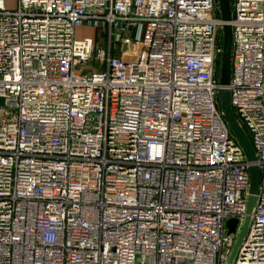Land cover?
<instances>
[{
	"label": "built area",
	"instance_id": "2783aa9c",
	"mask_svg": "<svg viewBox=\"0 0 264 264\" xmlns=\"http://www.w3.org/2000/svg\"><path fill=\"white\" fill-rule=\"evenodd\" d=\"M16 2L0 0V264H227L251 163L217 105V0ZM230 6L226 88L259 169L230 264H264V0Z\"/></svg>",
	"mask_w": 264,
	"mask_h": 264
},
{
	"label": "water",
	"instance_id": "95a60500",
	"mask_svg": "<svg viewBox=\"0 0 264 264\" xmlns=\"http://www.w3.org/2000/svg\"><path fill=\"white\" fill-rule=\"evenodd\" d=\"M217 4L219 8L220 17L224 22H226L222 28V53L220 57L219 67L220 89L217 93V105L223 115V118L231 134L241 147L246 160L251 163L248 167L250 181L247 197V216L245 217L241 229L236 237L232 252L229 256L227 264H230L242 244L249 223V216L256 202V194L258 193L259 188V169L257 165L254 164V162L256 161V156L253 146L250 143L243 129L238 125V122L230 104V95L226 88L230 82L231 62V27L227 23L231 20L230 0H217ZM237 225L238 221L236 219L229 220L226 224L228 234H235Z\"/></svg>",
	"mask_w": 264,
	"mask_h": 264
},
{
	"label": "rangeland",
	"instance_id": "374dc122",
	"mask_svg": "<svg viewBox=\"0 0 264 264\" xmlns=\"http://www.w3.org/2000/svg\"><path fill=\"white\" fill-rule=\"evenodd\" d=\"M143 30H144V26H140L139 27V33L137 32L138 33V35H137L138 38H139V36L141 37V35H142L141 33L143 32ZM85 37H94L93 30L87 29V28H78L75 31V38L76 39H83ZM103 45L105 46V44H103ZM98 46H102V45L98 44ZM2 103H3V100L0 99V106L2 105ZM240 229H239V231H240ZM239 231H238V233H239Z\"/></svg>",
	"mask_w": 264,
	"mask_h": 264
},
{
	"label": "crops",
	"instance_id": "0c3cea01",
	"mask_svg": "<svg viewBox=\"0 0 264 264\" xmlns=\"http://www.w3.org/2000/svg\"><path fill=\"white\" fill-rule=\"evenodd\" d=\"M4 3V6L8 9V10H14L16 7V0H2Z\"/></svg>",
	"mask_w": 264,
	"mask_h": 264
},
{
	"label": "trees",
	"instance_id": "16d2710c",
	"mask_svg": "<svg viewBox=\"0 0 264 264\" xmlns=\"http://www.w3.org/2000/svg\"><path fill=\"white\" fill-rule=\"evenodd\" d=\"M230 2H231V0H230ZM221 41H222V37H221ZM220 67V62H219V64H218V68Z\"/></svg>",
	"mask_w": 264,
	"mask_h": 264
}]
</instances>
